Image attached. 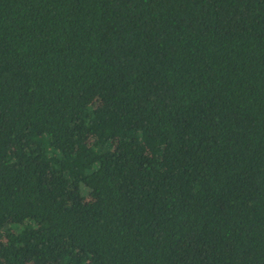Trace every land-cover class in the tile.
Returning a JSON list of instances; mask_svg holds the SVG:
<instances>
[{
	"label": "trees",
	"instance_id": "1",
	"mask_svg": "<svg viewBox=\"0 0 264 264\" xmlns=\"http://www.w3.org/2000/svg\"><path fill=\"white\" fill-rule=\"evenodd\" d=\"M0 264H264V0H0Z\"/></svg>",
	"mask_w": 264,
	"mask_h": 264
},
{
	"label": "rangeland",
	"instance_id": "2",
	"mask_svg": "<svg viewBox=\"0 0 264 264\" xmlns=\"http://www.w3.org/2000/svg\"><path fill=\"white\" fill-rule=\"evenodd\" d=\"M83 199H84L85 201H88V200L92 199V196H91V195H85V196L83 197Z\"/></svg>",
	"mask_w": 264,
	"mask_h": 264
}]
</instances>
